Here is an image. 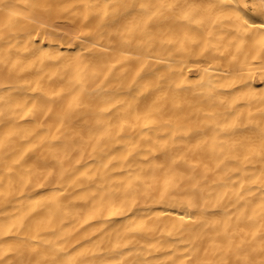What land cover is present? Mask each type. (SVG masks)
I'll return each mask as SVG.
<instances>
[{"label":"bare ground","instance_id":"bare-ground-1","mask_svg":"<svg viewBox=\"0 0 264 264\" xmlns=\"http://www.w3.org/2000/svg\"><path fill=\"white\" fill-rule=\"evenodd\" d=\"M93 6L111 13L106 22L120 20V28L143 17L135 3L93 0ZM227 10L249 23L254 15L243 6ZM209 44H215L211 37L201 53ZM262 49L264 41L245 36L218 53L228 56L224 70L236 81L229 89L236 101L231 119L243 121L227 137L240 148L227 154L208 121L169 129L114 109L98 118L101 94H68L52 80L60 99L38 111L36 77L26 78L37 81L31 93L6 85L0 90V256L10 260L12 249L35 246L31 237H39L78 264H245L247 243L264 238L256 132L264 107V72L257 70ZM117 56V66L132 63L125 53ZM191 64L182 76L195 80L202 70ZM109 79L105 73L101 84ZM180 84L188 87L183 79ZM141 188L153 194L142 198Z\"/></svg>","mask_w":264,"mask_h":264},{"label":"clouds","instance_id":"clouds-1","mask_svg":"<svg viewBox=\"0 0 264 264\" xmlns=\"http://www.w3.org/2000/svg\"><path fill=\"white\" fill-rule=\"evenodd\" d=\"M113 3L117 7L139 4L143 17L120 28V20L106 22L111 13L96 9L93 0H0V90L8 85L11 91L31 93L37 81L26 82V78L34 76L41 84L35 89L36 109L43 111L60 99L49 86L52 80L68 94H101L103 107L94 110L98 118L114 109L125 119L137 121L147 116L169 129L208 121L221 154L239 150L240 145L227 139L232 129L243 124L231 119L236 101L229 89L236 81L232 71L224 70L228 56L218 53L232 40L245 36L264 41V0ZM229 6L251 9V22L228 11ZM37 37H42L39 43ZM209 37L215 44H209L207 54H203L200 49ZM261 52L257 70L264 72V49ZM117 53H125L139 67H132V63L117 66ZM28 57L33 58L30 63ZM190 61L192 67L198 65L202 70L195 80L182 76ZM105 73L110 79L101 84ZM181 79L188 87L180 84ZM260 103L264 104V97ZM80 107L88 105L82 102ZM4 110L5 105L0 104V112ZM184 113L189 114L186 120ZM256 132L261 153L257 163L264 167V107L259 109ZM152 194L144 188L138 192L142 198ZM188 195L196 200L194 192ZM31 239L37 241L35 246L26 243L12 249V258L0 256V264H78L61 255V246L39 237ZM242 252L248 256L245 264H264V238L250 240Z\"/></svg>","mask_w":264,"mask_h":264}]
</instances>
